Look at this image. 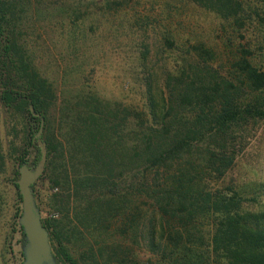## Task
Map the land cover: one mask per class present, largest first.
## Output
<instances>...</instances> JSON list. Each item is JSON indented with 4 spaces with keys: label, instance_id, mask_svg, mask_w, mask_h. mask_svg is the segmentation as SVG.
Masks as SVG:
<instances>
[{
    "label": "trees",
    "instance_id": "16d2710c",
    "mask_svg": "<svg viewBox=\"0 0 264 264\" xmlns=\"http://www.w3.org/2000/svg\"><path fill=\"white\" fill-rule=\"evenodd\" d=\"M182 10L189 26L208 13L215 38ZM262 13L251 0H0V253L22 261L15 180L39 159L41 116L33 192L61 264H264V180L229 177L264 121ZM107 36L126 40L112 83Z\"/></svg>",
    "mask_w": 264,
    "mask_h": 264
},
{
    "label": "rangeland",
    "instance_id": "374dc122",
    "mask_svg": "<svg viewBox=\"0 0 264 264\" xmlns=\"http://www.w3.org/2000/svg\"><path fill=\"white\" fill-rule=\"evenodd\" d=\"M251 1L256 3V5H263L264 7V0ZM188 14V10L181 11V17L183 21L182 23L184 27H193L194 29H196L197 33L203 35V37L208 42H211L215 38L216 34L214 33L215 27L212 17L208 15V13L207 15L209 17L205 14L204 16H201V18L199 17V19H196L194 17L195 20L193 19V22L189 26ZM261 15L264 17V13H262ZM261 24V30L257 32L259 41L261 40V38L264 40V22H262ZM140 38L142 39L143 36L141 35ZM103 40L106 51V55L104 57V62L106 64L104 75L108 83L116 82L114 76L119 77V72L116 68L118 63L117 61L121 59V54L123 53L121 44L126 42V40L122 41V39L120 38H116L114 40L111 38V36H107ZM245 41L251 43L249 33L246 34V36L243 38V42ZM110 42L112 43L110 44ZM262 47H264V42ZM255 51L257 52L256 49ZM262 52H264V50ZM13 122L15 123V120ZM1 128L2 135L4 137H8V140L13 141V143L15 144L19 143L21 137L20 132L15 134V132L10 131L11 128L7 132V130H5L2 125ZM250 129L251 133L249 135H245V137L241 139L240 143L236 147L234 164L229 170V177L232 178L233 182L242 184V187L244 188H247L251 181L259 182L264 180V121L251 125ZM8 133L11 135L7 136ZM8 172L10 173V166H8ZM260 201L262 204H264V196H262ZM43 214L44 216L46 215V212L44 210ZM137 252L139 253V258L141 259V261L146 262L148 254L144 251ZM0 264H17V258H11L9 254L0 253Z\"/></svg>",
    "mask_w": 264,
    "mask_h": 264
},
{
    "label": "water",
    "instance_id": "95a60500",
    "mask_svg": "<svg viewBox=\"0 0 264 264\" xmlns=\"http://www.w3.org/2000/svg\"><path fill=\"white\" fill-rule=\"evenodd\" d=\"M29 109L35 116H39L31 103ZM39 118L40 125L34 134V139H37L34 144L39 148V159L33 164L24 162L19 165V176L15 180L21 194L22 210L18 217V223L23 230L20 264H61L52 252L48 231L42 223L33 192V185L43 173L47 159L46 144L41 138L44 120L41 116Z\"/></svg>",
    "mask_w": 264,
    "mask_h": 264
},
{
    "label": "flooded vegetation",
    "instance_id": "af4514ba",
    "mask_svg": "<svg viewBox=\"0 0 264 264\" xmlns=\"http://www.w3.org/2000/svg\"><path fill=\"white\" fill-rule=\"evenodd\" d=\"M29 164H33L32 162H30Z\"/></svg>",
    "mask_w": 264,
    "mask_h": 264
}]
</instances>
